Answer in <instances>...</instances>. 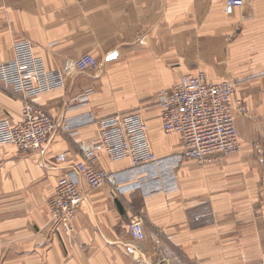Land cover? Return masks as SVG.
<instances>
[{
  "label": "crops",
  "instance_id": "1",
  "mask_svg": "<svg viewBox=\"0 0 264 264\" xmlns=\"http://www.w3.org/2000/svg\"><path fill=\"white\" fill-rule=\"evenodd\" d=\"M224 0H0V64L31 42L63 87L31 101L58 122L40 152L0 147V264H264V0L230 14ZM84 54L99 61L79 72ZM235 85L242 150L210 163L176 161L178 134L160 126L157 102L183 75ZM22 95L0 83V120L18 121ZM241 106L239 113L237 107ZM138 110L159 163H99L121 186L88 189L77 145L99 140L98 122ZM67 153L65 162L56 160ZM84 193L72 239L47 224L62 178ZM145 239L131 238L133 214Z\"/></svg>",
  "mask_w": 264,
  "mask_h": 264
},
{
  "label": "built area",
  "instance_id": "2",
  "mask_svg": "<svg viewBox=\"0 0 264 264\" xmlns=\"http://www.w3.org/2000/svg\"><path fill=\"white\" fill-rule=\"evenodd\" d=\"M245 0H224L223 11L230 14L235 8H242ZM12 57L0 64V83L22 95L21 117L16 121L0 120V147L12 146L20 153L40 152L51 134L58 129L54 120L44 108L36 106L31 99L40 94L63 87L65 78L59 69H47L44 61L33 52L30 41L12 44ZM99 61L90 54H84L76 63L77 70L84 72L96 69ZM234 83L224 80L209 83L204 72L180 77L170 89L158 92L160 126L166 134H178L183 150L174 157L199 163H210L220 156H228L242 150L234 126L233 100ZM239 113L241 106L237 107ZM99 140L77 145L81 160L74 165L88 189L109 186L114 192L122 193L131 186H121L116 173L101 168L99 154L103 152L110 162L126 159L132 168L159 163L150 146L147 124L140 111L100 119ZM67 153H59L56 160L65 162ZM48 201L47 224L54 229L61 228L68 239L73 232V220L84 198L78 182L67 176L55 186ZM131 238L145 239L143 221L139 214H133L127 225Z\"/></svg>",
  "mask_w": 264,
  "mask_h": 264
}]
</instances>
